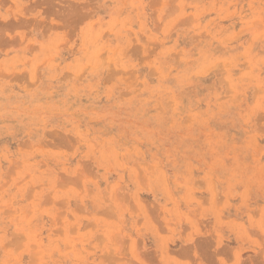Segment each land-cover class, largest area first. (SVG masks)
<instances>
[{"label":"rangeland","instance_id":"1","mask_svg":"<svg viewBox=\"0 0 264 264\" xmlns=\"http://www.w3.org/2000/svg\"><path fill=\"white\" fill-rule=\"evenodd\" d=\"M0 25V264H264V0Z\"/></svg>","mask_w":264,"mask_h":264},{"label":"bare ground","instance_id":"2","mask_svg":"<svg viewBox=\"0 0 264 264\" xmlns=\"http://www.w3.org/2000/svg\"><path fill=\"white\" fill-rule=\"evenodd\" d=\"M78 6V5H77ZM80 6V5H79ZM82 6H80V8H81ZM71 13V12H70ZM75 14H76V12H75ZM73 17V16H72ZM1 26V25H0ZM2 35V34H1ZM4 39V38H3ZM8 42H9V40H8ZM207 249H208V247H207ZM205 251V250H204ZM186 252V251H185ZM206 252V251H205ZM182 253V252H181ZM208 258V257H207Z\"/></svg>","mask_w":264,"mask_h":264}]
</instances>
